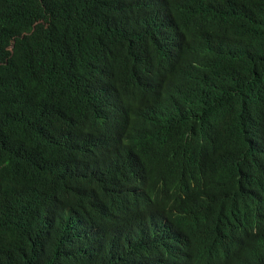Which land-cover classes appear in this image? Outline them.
<instances>
[{
	"label": "trees",
	"instance_id": "1",
	"mask_svg": "<svg viewBox=\"0 0 264 264\" xmlns=\"http://www.w3.org/2000/svg\"><path fill=\"white\" fill-rule=\"evenodd\" d=\"M0 264H264V0H0Z\"/></svg>",
	"mask_w": 264,
	"mask_h": 264
}]
</instances>
